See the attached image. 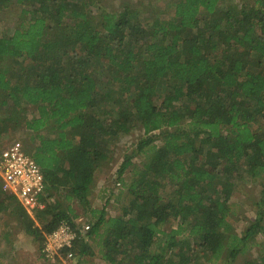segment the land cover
Segmentation results:
<instances>
[{
    "label": "trees",
    "instance_id": "16d2710c",
    "mask_svg": "<svg viewBox=\"0 0 264 264\" xmlns=\"http://www.w3.org/2000/svg\"><path fill=\"white\" fill-rule=\"evenodd\" d=\"M97 1L0 0V10L16 4L29 16L25 26L0 37V60L13 59L0 71V104L9 98L11 111L21 101L35 106L38 115L25 127L55 132L37 135L35 148L44 208L31 218L0 189V213L13 205L22 230L42 246L43 234L78 218L55 199L63 189L66 201L75 199L94 219L75 241L78 254L88 252L87 239L101 229L102 257L110 264H188L201 256L218 259L225 249L235 258L250 237L264 236V185L263 205L243 237L226 233L233 178L264 172V0L240 7L176 0L169 18L145 24L128 6L97 19L87 11ZM99 65L110 81L105 92ZM7 120L0 118V133ZM135 128L142 137L116 172L129 202L120 215L106 217L104 208L90 206L94 177L110 158L108 139ZM138 154L145 160L123 182ZM166 183L173 187L169 196L161 193ZM171 219L177 225L166 230ZM186 229L191 240L178 241ZM259 259L245 264H264V253Z\"/></svg>",
    "mask_w": 264,
    "mask_h": 264
},
{
    "label": "rangeland",
    "instance_id": "374dc122",
    "mask_svg": "<svg viewBox=\"0 0 264 264\" xmlns=\"http://www.w3.org/2000/svg\"><path fill=\"white\" fill-rule=\"evenodd\" d=\"M176 0H98L91 6H88L87 11L95 18L99 17L102 12L119 13L124 6L133 8L135 12L132 16L143 24L150 21L153 18H169L172 15V6ZM252 0H220L221 7H225L227 4H235L237 7L250 2ZM28 14L22 12V6L11 4L8 7L0 10V37L10 36L15 29L21 28L25 25L28 18ZM13 59L4 58L0 60V71L5 68H9L12 65ZM23 64L28 66L30 61H22ZM16 71H20L21 64H15ZM104 67L99 65L97 68V80L100 81L99 89L103 92L110 88L109 77L107 71H104ZM109 83V84H108ZM165 80L159 81V95H163L164 89L167 86ZM111 89V88H110ZM116 89V87H114ZM1 93V91H0ZM131 94H127V97H131ZM0 98V102H1ZM108 101L105 103V108L111 110L113 98L111 95H107ZM160 98L156 100L159 103ZM6 103L0 104V118L5 120V117L9 116L10 120L5 121L1 127L0 133V151L5 149L11 144H19L24 151H27L34 159H41L42 156L35 150L39 143V134H47L48 137L54 135V130L49 128L41 129L40 131L30 132L25 127L24 121L35 118L38 114L35 106H28L24 102H20V110L14 108L11 111L12 100L9 98L3 99ZM17 106V105H16ZM142 137V131L139 128H135L126 134H119L117 137H110L109 142V160L100 164L95 177L94 184L92 185L89 195V202L92 209H102L106 213V217H115L122 213L123 206L129 202V196L126 192V186L121 181L117 180V170L120 166L123 156L128 154L135 148L136 143ZM158 144V142H156ZM49 160L52 161L50 158ZM145 160L144 156L138 154L133 158V166H130L128 170L123 174L122 179L124 181L130 180L134 175V168L140 169L141 163ZM240 176V178H238ZM233 177V176H232ZM238 177L233 178L232 194L230 196V203L232 204V214L228 218L231 223V229L226 232L227 234H234L237 237H243L245 230L250 226L252 222L258 216L259 207L262 206L263 198V185H264V172L258 175L256 178H251L246 171L241 172ZM1 189V182H0ZM63 190V189H62ZM56 196L55 199L61 200L66 206H69L73 210V214L77 217H82L84 221L91 224L94 222L93 217L80 206L77 201H66L63 193ZM173 187L166 183V186L161 191L164 196H169ZM53 199V198H52ZM51 199V201H52ZM13 205H10L5 211L0 213V264H72V260L79 259V248L77 244L74 252L73 259L65 260L60 259L56 262H50L43 259L40 255L39 242L32 236L25 233L17 217L14 216L11 211ZM41 209L27 212L28 215L33 218L34 215ZM46 219L48 217H45ZM261 224L264 226V216ZM35 224L39 227L40 223L35 220ZM177 225V221L171 219L166 225V230ZM44 237L46 234H43ZM178 241L191 240L188 235V230H184L181 234L177 235ZM94 238L87 240L90 243V248L96 247ZM42 244V243H41ZM89 246V245H88ZM180 246V245H179ZM241 250L235 258L228 257L227 249L223 250L220 254V258L208 260L205 256H201L189 262L188 264H245L247 261H260L259 256L264 253V236L255 235L250 237L244 245H240ZM175 249V248H174ZM75 259V260H74ZM74 264V263H73Z\"/></svg>",
    "mask_w": 264,
    "mask_h": 264
},
{
    "label": "built area",
    "instance_id": "2783aa9c",
    "mask_svg": "<svg viewBox=\"0 0 264 264\" xmlns=\"http://www.w3.org/2000/svg\"><path fill=\"white\" fill-rule=\"evenodd\" d=\"M1 190L14 196L27 211L43 209L45 179L35 159L15 143L0 151ZM90 224L78 217L73 224L63 220L47 233L40 248L43 259L56 262L74 257V244L89 230Z\"/></svg>",
    "mask_w": 264,
    "mask_h": 264
},
{
    "label": "crops",
    "instance_id": "0c3cea01",
    "mask_svg": "<svg viewBox=\"0 0 264 264\" xmlns=\"http://www.w3.org/2000/svg\"><path fill=\"white\" fill-rule=\"evenodd\" d=\"M29 130V129H27ZM30 132H33L32 130H29ZM175 228V227H173ZM102 232V230L100 229L98 234H100ZM97 233L95 235H92V237H94L95 244L96 247H92L90 248V243L89 242V246L87 247L88 252L85 254H79V259H74L75 261L72 260V264H110L107 260H105L102 257V250H101V246L99 245V235ZM91 237V238H92ZM88 240V239H87ZM97 241V243H96Z\"/></svg>",
    "mask_w": 264,
    "mask_h": 264
}]
</instances>
